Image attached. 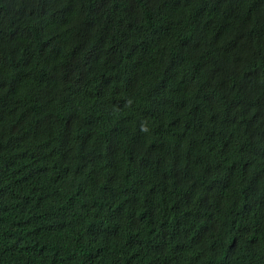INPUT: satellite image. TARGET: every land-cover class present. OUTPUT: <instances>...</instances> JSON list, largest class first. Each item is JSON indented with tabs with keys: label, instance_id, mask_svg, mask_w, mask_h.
Instances as JSON below:
<instances>
[{
	"label": "trees",
	"instance_id": "1",
	"mask_svg": "<svg viewBox=\"0 0 264 264\" xmlns=\"http://www.w3.org/2000/svg\"><path fill=\"white\" fill-rule=\"evenodd\" d=\"M0 264H264V0H0Z\"/></svg>",
	"mask_w": 264,
	"mask_h": 264
}]
</instances>
